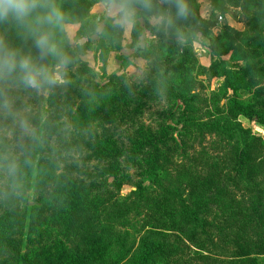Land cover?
<instances>
[{
  "label": "trees",
  "instance_id": "1",
  "mask_svg": "<svg viewBox=\"0 0 264 264\" xmlns=\"http://www.w3.org/2000/svg\"><path fill=\"white\" fill-rule=\"evenodd\" d=\"M230 40L225 34L218 36L215 40L217 44L211 47L210 64L216 69L220 65L218 59L226 53L224 50L228 46L223 41L228 43ZM246 43L250 50L264 49V40L249 38ZM216 76L225 81L226 88L233 85L228 82L230 76L222 73ZM109 96L91 113L81 109V115L85 118L90 116L95 121L100 119L104 123L110 120L133 123L135 114L131 111L134 109L131 107L129 110L128 105L134 108L144 105L141 98L135 95L128 96V103L118 100L122 104V108H119L111 102ZM235 102L232 99L229 101L228 112L225 114L218 110L217 96L208 99L209 105L216 112L211 116L206 109L208 119L213 120L208 131L215 128L222 130L220 124L227 123L231 117L250 114L247 107ZM171 120L172 110L160 122L157 121L155 130H146L142 125L136 127L132 138L128 139L129 148L123 150L114 146L109 131L101 127L102 135L96 136L95 141L88 145L84 162L79 168L39 177L33 173L28 189V192L32 191L31 197L27 193L23 200L0 202V244L6 250L4 256L0 255V264L151 262L154 252L149 253L142 263L137 262V251L141 247L128 249L126 234L123 237L115 234L117 227L127 222L131 214L148 212L150 224L172 231L175 239L172 254L190 260L191 254L196 255L191 248L198 249L200 246L195 241L197 229L204 237H207L210 230V227L200 223L202 216L220 204L230 211L227 216L230 223H240L239 229L227 227L228 230H237L239 238L244 240L239 241L242 245H236L242 255L235 256L234 264H255L249 258L252 254L264 258V139L250 141L255 144L247 146L249 142L243 140L244 134L238 132L241 152L232 155L237 158L230 173L232 158L226 162L216 158L219 163L205 159L201 164L203 166H200L188 152L194 151L195 145L190 138L203 133L204 125L183 113L178 117L182 127L178 137H184L186 144L178 149V160L182 163L176 164L170 161L172 149L169 144L172 143L173 133ZM260 124L264 126V117L260 118ZM233 132L236 134V130ZM248 135L245 133V136ZM93 161H97L98 165H106L92 169L88 165ZM128 165L137 171L139 181L134 182V185L128 183L135 190L121 195L117 179L121 178L123 171L127 175L126 180H130ZM245 177L249 178V183L238 188V184L244 183ZM98 178L105 180L104 187L93 183ZM239 191H242L238 196L240 201L235 203L237 198L234 192ZM198 194L201 198L197 197ZM222 198L229 202L224 203ZM210 244L215 246L212 241ZM173 259L171 264H181Z\"/></svg>",
  "mask_w": 264,
  "mask_h": 264
},
{
  "label": "clouds",
  "instance_id": "2",
  "mask_svg": "<svg viewBox=\"0 0 264 264\" xmlns=\"http://www.w3.org/2000/svg\"><path fill=\"white\" fill-rule=\"evenodd\" d=\"M220 11L210 0L201 15L192 0H0V202L23 200L33 173L84 162L99 129L81 109L111 94L109 71L129 96L151 84L163 99L167 59L209 53L205 21Z\"/></svg>",
  "mask_w": 264,
  "mask_h": 264
},
{
  "label": "rangeland",
  "instance_id": "3",
  "mask_svg": "<svg viewBox=\"0 0 264 264\" xmlns=\"http://www.w3.org/2000/svg\"><path fill=\"white\" fill-rule=\"evenodd\" d=\"M208 2L209 0H192L198 15L202 14L204 5ZM210 2L221 9L218 16L205 21L206 31L212 38L211 47L217 44L215 40L218 36L225 34L231 39L228 43L223 41L228 46L224 50L226 53L218 59L220 62L218 69L210 64L209 53L201 55L194 51H186L178 60L169 57L165 66V71L169 76L168 88L163 99L157 97L151 84L145 85L135 94L141 98L144 105L141 108L128 105L129 110L131 107L134 109L131 112L135 114L136 124L134 125L135 121L120 123L118 120L104 123L99 119L97 121L99 129L97 136L102 135L101 129L104 128L109 131L108 135L116 148L127 149L129 148L128 139L132 138L136 127L142 125L146 130H155L157 121L160 122L163 116L172 110L173 133L172 143L169 144V148L172 149V160L170 161L176 164L182 163L178 160L177 152L186 140L184 137L180 139L178 137L182 128L178 117L184 113L204 125V129L201 131L203 133H199L195 138H190L195 143L194 151L188 152L190 156L193 155L200 166H203L201 164L205 159H213V163H219V161L226 162L232 158L233 166L228 173L233 170L237 158L232 155L241 152L238 141L239 133L240 135L244 134L243 140L246 139L249 142L247 146L255 144L250 141L256 142L255 140L264 139V126L260 124V118L264 117V49L250 50L246 43L249 38L264 40V0H210ZM119 59L120 53H114L109 60V68L117 67L116 60ZM217 73L230 76L228 82L229 84L232 82L233 85L226 88L225 81L217 77ZM107 86L112 88L109 97L112 99V103H116V107L122 108V104L118 100L129 102V95L120 86L118 79L111 76L110 71ZM135 95L131 97H135ZM212 96L218 97V110H222L225 114L228 112V103L231 99L235 100V103L247 107L250 114L231 117L227 123H221L224 130L215 128L208 131L207 128L212 125L213 120L208 119L206 113L210 111L211 116L216 114L208 103V99ZM234 130H236V134H234ZM245 133L249 135L245 136ZM179 153L181 152L179 151ZM193 156L191 157L193 158ZM216 158L220 160L216 161ZM104 165L106 164L98 165L97 161H93L88 166L94 169ZM128 167L130 180H126L127 175H124L123 171L120 174L121 178L117 179L119 187H121V195H127L134 191V182L139 181V177L136 175L137 171L130 169L129 165ZM107 180L110 181V178ZM244 180L243 184H238V188L246 185V182L249 183V178L245 177ZM104 181V179L98 178L93 183L104 187ZM128 183H133V185ZM31 192V190L27 192L29 197L32 196ZM241 192H234L237 198L235 203L240 201L238 196ZM129 197L133 198L131 195ZM197 197L201 198V195L198 194ZM223 201L224 203L229 202L227 199H223ZM228 214L230 211L225 205L220 204L219 207H212L202 216L200 223L210 227V230L207 232V237H204L199 234L197 229L195 241L200 246L198 249L191 248L196 255L191 254L190 260L172 254L175 240L172 231L150 224L149 212L140 215L131 214L127 222L121 223L117 227L115 234L118 236L121 234L122 237L126 234L128 249L141 247L137 251V262L142 263L149 253H155L151 262L145 260L142 264H155V262L171 264L172 258L177 259L181 264H234L235 256L242 255L236 245H242L239 241L244 240L239 238L237 230L236 232L228 230L227 227L239 229L238 225L240 224L239 222L237 224L230 223L227 219ZM213 228L216 230L214 231ZM26 230L24 229V231ZM210 241L215 246L210 244ZM4 254H6L5 246L0 244V255L4 256ZM249 258L255 264H264L263 257L252 254ZM70 264L78 263L70 262Z\"/></svg>",
  "mask_w": 264,
  "mask_h": 264
},
{
  "label": "built area",
  "instance_id": "4",
  "mask_svg": "<svg viewBox=\"0 0 264 264\" xmlns=\"http://www.w3.org/2000/svg\"><path fill=\"white\" fill-rule=\"evenodd\" d=\"M219 20H221V18H219Z\"/></svg>",
  "mask_w": 264,
  "mask_h": 264
}]
</instances>
